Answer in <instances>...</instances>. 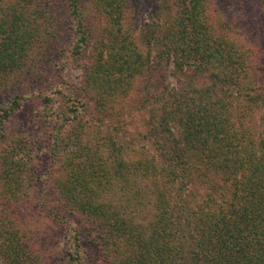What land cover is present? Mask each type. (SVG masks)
<instances>
[{"label": "trees", "instance_id": "16d2710c", "mask_svg": "<svg viewBox=\"0 0 264 264\" xmlns=\"http://www.w3.org/2000/svg\"><path fill=\"white\" fill-rule=\"evenodd\" d=\"M210 1L158 6L143 40L134 0H0V264H264L262 51ZM59 10L81 78L30 90Z\"/></svg>", "mask_w": 264, "mask_h": 264}, {"label": "rangeland", "instance_id": "374dc122", "mask_svg": "<svg viewBox=\"0 0 264 264\" xmlns=\"http://www.w3.org/2000/svg\"><path fill=\"white\" fill-rule=\"evenodd\" d=\"M134 1L137 2L136 9H138V11L134 13L131 22L134 24L133 27L137 35L139 34L140 38L143 40L145 39L146 29H148V25L151 23V16L154 10L158 6L163 10L162 21L159 22L164 24L169 18L168 12L165 9L170 8L174 10L176 5V0ZM209 14H211L210 18L212 19L213 28L221 38L227 37L226 39H234L237 42L257 47L262 51L260 72L264 75V0H211ZM57 17L59 19V33L57 38L47 46L48 48L46 50L50 49V51L42 57V64L36 69V73H38L37 77L29 80L30 83L28 84V88H31L30 90L33 88L48 90L56 84L61 87L60 84H62L63 81L68 82L71 80L78 82L81 78V69L76 67L73 60L69 58L68 53H62V50L67 47L69 39H71V35L69 34V20L64 11L60 10L58 11ZM90 21L97 30L95 19ZM164 31L165 27L162 28L161 32L157 31L156 34L161 36L159 33ZM169 70H174L172 63L169 64ZM166 78L170 87H176L184 83L183 77L179 79V77L169 72ZM53 91L55 92V90ZM35 101L36 99L33 97L31 104H34ZM148 112L149 110L146 108L135 115V127H131L132 133L143 131L142 123ZM137 138L139 137L137 136ZM37 191L38 190L32 189L31 195H37ZM24 222L31 224V226L29 225L30 227L37 226V228L45 229L42 223L47 227V220H43V216L41 215H35L34 217L33 215H28L25 217ZM40 223L41 225H39ZM25 227L28 226L25 225ZM46 233V243L48 246L51 244L53 246L59 231L54 230V232L51 233L50 229H47Z\"/></svg>", "mask_w": 264, "mask_h": 264}]
</instances>
